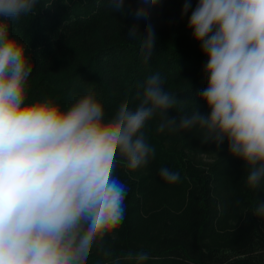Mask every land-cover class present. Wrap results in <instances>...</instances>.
<instances>
[{
	"label": "clouds",
	"instance_id": "1",
	"mask_svg": "<svg viewBox=\"0 0 264 264\" xmlns=\"http://www.w3.org/2000/svg\"><path fill=\"white\" fill-rule=\"evenodd\" d=\"M39 0H0V264H89L93 248L105 257L106 237L121 225L129 188L116 175L119 162L130 171L147 166L155 149L144 133L154 118L158 133L199 128L204 143L217 150L227 141L231 157L242 160L245 186L264 183V0H186L182 16L207 57V87L201 114L170 116L184 102L165 89L159 72L149 74L136 93L137 106L121 103L109 116L88 89L70 106L45 95L29 99L34 70L23 29L14 28L36 14ZM160 0H140L134 10L125 0H109L114 12L136 21L127 38L141 42L149 63L157 36L151 23ZM146 22L143 32L140 21ZM15 33V34H14ZM166 182L179 174L160 170ZM254 215L264 216V202ZM117 257L112 264H120ZM123 259L143 264L147 252Z\"/></svg>",
	"mask_w": 264,
	"mask_h": 264
},
{
	"label": "trees",
	"instance_id": "2",
	"mask_svg": "<svg viewBox=\"0 0 264 264\" xmlns=\"http://www.w3.org/2000/svg\"><path fill=\"white\" fill-rule=\"evenodd\" d=\"M139 4L125 0L128 10ZM37 10L14 25L23 29L34 64L30 100L51 95L67 108L91 89L111 116L125 101L135 108L139 85L159 72L165 89L184 102L170 116L181 107L190 113L194 104L201 114L209 113L200 100L207 57L182 14L173 21L163 6L153 9L157 40L145 65L141 42L126 36L136 21L114 12L109 0H39ZM139 23L143 32L146 22ZM159 122L156 117L144 129L155 149L147 166L130 171L118 157L114 175L129 188L125 216L105 240L112 256L93 248L89 264H112L117 257L120 264H136L123 259L129 252H147L143 264H264V216L254 215L257 202H264V183L258 191L245 186L244 162L230 156L227 141L217 150L203 142L199 128L158 133ZM163 168L178 173L179 180L166 182Z\"/></svg>",
	"mask_w": 264,
	"mask_h": 264
},
{
	"label": "rangeland",
	"instance_id": "3",
	"mask_svg": "<svg viewBox=\"0 0 264 264\" xmlns=\"http://www.w3.org/2000/svg\"><path fill=\"white\" fill-rule=\"evenodd\" d=\"M186 0H160V5L163 6L170 14V20L178 21L179 14L182 13V8ZM198 0H191L192 9L195 8ZM192 9L189 10L188 14L182 16L183 22L189 19ZM186 23V22H185ZM205 159V157H203ZM212 263H216V259L210 260Z\"/></svg>",
	"mask_w": 264,
	"mask_h": 264
}]
</instances>
